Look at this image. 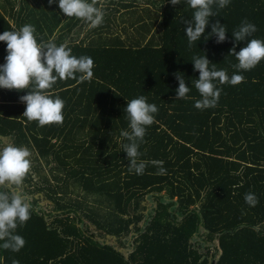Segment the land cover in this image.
<instances>
[{
    "label": "trees",
    "instance_id": "trees-1",
    "mask_svg": "<svg viewBox=\"0 0 264 264\" xmlns=\"http://www.w3.org/2000/svg\"><path fill=\"white\" fill-rule=\"evenodd\" d=\"M96 7L103 22L90 27L63 14L57 0H0V34L29 24L38 43L66 44L94 62L90 80L76 73L46 90L64 101L62 124L40 126L22 115L20 97L34 84L0 88V144L31 154L22 184L0 186L30 205V218L15 229L25 245L0 247V264H264V59L241 70L230 53L247 43L232 34L245 19L256 26L247 39L264 40V0L214 3L216 16L191 46L184 21L195 10L187 0H98ZM217 20L227 30L222 43L211 35ZM86 25L81 35L77 27ZM6 55L0 41V65ZM194 56L243 82L213 81L216 106L196 108ZM178 72L189 87L185 99L176 98ZM141 95L158 112L138 141L137 161L146 167L137 175L120 133L131 131L127 102ZM246 193L257 197L254 207Z\"/></svg>",
    "mask_w": 264,
    "mask_h": 264
},
{
    "label": "clouds",
    "instance_id": "clouds-1",
    "mask_svg": "<svg viewBox=\"0 0 264 264\" xmlns=\"http://www.w3.org/2000/svg\"><path fill=\"white\" fill-rule=\"evenodd\" d=\"M54 0H49L53 3ZM175 6L180 0H169ZM230 0H187V4L194 9L193 18L185 20V34L188 37L189 46L201 39L205 32L209 18L216 16L212 5L217 3L220 8L228 5ZM98 0H58V7L68 17H76L89 23L90 27H97L103 22V11L96 7ZM211 35L215 34L216 42H224L226 28L217 20L211 25ZM256 31V26L246 19L242 21L238 30L232 32L236 42L246 41L239 51L235 46L230 50L238 60L234 65L237 69L251 70L262 59H264V40L247 38ZM35 27L29 24L22 26L19 30L4 31L0 34V41L6 42L7 55L5 63L0 65V88L23 90L34 84L27 94L20 97L26 104L23 116L29 121H38L40 126L63 123L64 101L60 97L53 98L45 94L57 79H77L76 73H81L79 82L90 80L93 76L94 62L89 56L76 57L72 55L71 49L66 44L59 46L53 42L38 43L34 35ZM194 70L199 71V77L194 82L195 88L202 99L195 102V107L205 109L215 107L220 96V90L213 81L218 80L221 84L231 83L236 85L242 83L244 77L234 73L230 78L225 70H216L215 65L209 68L210 61L206 56L193 59ZM55 73V75H54ZM178 81L176 98L185 99L189 87L181 73H176ZM125 112L129 119L131 131L122 130L120 135L129 143L123 144V150L129 160V171L142 175L146 164L137 158L138 141H143L146 127L154 122V113L158 112L155 104L147 102L146 97L141 95L127 102ZM30 152L25 147H17L11 143L0 144V186L20 185L30 171L31 163L28 157ZM159 166V174L163 175L166 170L162 161H153ZM245 202L255 206L258 199L254 193L245 194ZM30 205L25 202L18 192L10 196L6 192H0V241H4L0 247L19 252L25 245L22 236L15 234L17 222L24 224L30 218ZM12 264H19L13 260Z\"/></svg>",
    "mask_w": 264,
    "mask_h": 264
},
{
    "label": "rangeland",
    "instance_id": "rangeland-1",
    "mask_svg": "<svg viewBox=\"0 0 264 264\" xmlns=\"http://www.w3.org/2000/svg\"><path fill=\"white\" fill-rule=\"evenodd\" d=\"M105 1H106V0H99L100 5H102L103 3H105ZM57 2H58V0H57ZM77 29H80V34H81V35H84V33H86V32L88 31V25L83 26L82 28H78V27H77ZM8 143H10V142H8ZM8 143H4V144H8ZM45 203H47V201L44 199V200L42 201V204L44 205Z\"/></svg>",
    "mask_w": 264,
    "mask_h": 264
}]
</instances>
